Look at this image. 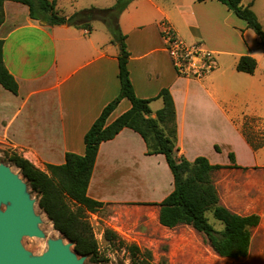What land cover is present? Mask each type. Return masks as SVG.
<instances>
[{
  "label": "crops",
  "instance_id": "1",
  "mask_svg": "<svg viewBox=\"0 0 264 264\" xmlns=\"http://www.w3.org/2000/svg\"><path fill=\"white\" fill-rule=\"evenodd\" d=\"M63 1L68 0H56L62 17L79 10L70 0L72 10L61 14ZM115 1L109 0L107 7ZM255 2L244 0L243 5L252 3L254 9ZM4 13L3 59L18 95L0 85V145L41 170L46 164L61 166L67 153L85 154L84 135L119 95V47L101 23L90 32L48 26L32 20L28 8L14 2L4 4ZM163 21L185 41L202 43L215 53L217 70L201 81L178 77L163 47ZM120 27L127 37L135 94L151 100L152 117L163 108L157 99L163 89L173 97L178 158L193 162L204 157L222 166L212 173L221 205L248 216L235 209L264 201V145L245 135L248 129L255 134L264 130V68L254 54L264 47L258 36L217 0H134L121 15ZM242 56L257 60L254 75L237 72ZM130 106L122 100L108 125ZM94 166L87 193L91 199L106 206L151 208L158 221L160 207L141 204L163 202L174 190V179L163 155H146L140 135L124 129L102 143ZM147 187L153 201L139 197Z\"/></svg>",
  "mask_w": 264,
  "mask_h": 264
},
{
  "label": "trees",
  "instance_id": "2",
  "mask_svg": "<svg viewBox=\"0 0 264 264\" xmlns=\"http://www.w3.org/2000/svg\"><path fill=\"white\" fill-rule=\"evenodd\" d=\"M131 1L133 0H118L113 7H92L65 18L57 13L56 0H0V27L5 20L4 4L14 2L25 5L32 20L48 26L67 25L90 32L93 23L101 22L110 34L111 43L119 47L117 76L120 92L84 135L85 154L80 156L67 153L63 165L46 164L45 170L39 169L17 153L10 156V161L20 170L32 192L37 195L38 206L52 223L54 230L73 244L74 251L79 256L94 260L98 255V242L90 215L100 212L106 206L91 199L87 194L94 165L101 144L115 139L122 130L130 129L145 142L146 155L165 157L174 179V190L163 202L141 205L160 207L158 221L163 228L172 230L187 226L202 234L217 256L234 261L248 258L252 230L259 226L260 216H241L221 205L212 173L223 168L222 166H213L204 157L193 162L178 158L176 109L168 89H163L157 97L162 100L163 108L157 112L155 118L152 117L151 100L140 99L135 94L128 68L130 53L126 44L127 37L120 27V17ZM197 1L203 3L208 0ZM217 1L245 21L264 47V30L256 18L252 3L244 6V0ZM3 47L4 41L0 39V85L18 95V84L4 64ZM257 67L255 58L242 56L236 70L254 75ZM124 99L131 103L130 110L108 125L109 117ZM245 135L248 137L246 132ZM260 145L263 146L264 142ZM216 149L218 150V147ZM229 157L235 167L234 154ZM208 213L223 224L222 231L216 230L210 224ZM104 238L112 242L117 236L107 229ZM127 249L131 264H152L150 252L142 251L135 245H130Z\"/></svg>",
  "mask_w": 264,
  "mask_h": 264
},
{
  "label": "rangeland",
  "instance_id": "3",
  "mask_svg": "<svg viewBox=\"0 0 264 264\" xmlns=\"http://www.w3.org/2000/svg\"><path fill=\"white\" fill-rule=\"evenodd\" d=\"M117 1L107 7V5H110L109 0H75L73 7L79 9L78 11L92 7L106 9L113 7ZM249 2L250 0H245L246 4ZM71 4L70 0L67 2L63 1L61 14H68L72 10ZM253 11L264 30V0H256ZM100 23L95 22L93 25L97 26ZM254 54L259 59L260 68L263 69L264 50H256ZM256 134L249 129L247 130V135L250 139H258L259 143H263L264 130L262 129ZM13 153L21 155L12 148L0 145V165L8 166L12 173L23 180L27 186L26 193L29 195L30 200L33 201L34 215L39 218L37 227L44 236L42 238L23 237L21 246L29 253L31 258H37L48 250V242L50 240H57L62 236L54 230L53 226H51L52 223L39 208L38 197L32 192L22 177L20 170L12 165L10 156ZM133 194L138 195L139 193L134 191ZM153 194L151 188L147 187L139 197L144 201H153ZM6 208L7 205H0L1 212H4ZM235 211L247 215L256 214L261 218L259 226L252 230L250 252L248 258L245 259L234 261L217 256L205 237L192 228L187 226H180L172 230L161 228L157 218L152 214L151 208L129 207L128 205H107L100 212L90 215V221L94 227L98 242V255L94 260L79 255H77V258L78 260H83V264H131V257L127 248L130 245H135L142 251L151 253L152 264H264V201H257V204L250 209H235ZM207 215L210 224L216 230L222 231L224 228L223 224L217 221L211 213ZM107 229L112 230L116 234V240L112 242L105 240L104 232ZM70 249L74 253L73 245Z\"/></svg>",
  "mask_w": 264,
  "mask_h": 264
},
{
  "label": "water",
  "instance_id": "4",
  "mask_svg": "<svg viewBox=\"0 0 264 264\" xmlns=\"http://www.w3.org/2000/svg\"><path fill=\"white\" fill-rule=\"evenodd\" d=\"M27 186L8 166L0 165V205H7L0 211V264H83L73 245L63 236L48 242V250L40 257L31 258L21 246L23 237L44 235L37 225L39 218L33 212V201L26 193ZM66 243H65V242Z\"/></svg>",
  "mask_w": 264,
  "mask_h": 264
},
{
  "label": "built area",
  "instance_id": "5",
  "mask_svg": "<svg viewBox=\"0 0 264 264\" xmlns=\"http://www.w3.org/2000/svg\"><path fill=\"white\" fill-rule=\"evenodd\" d=\"M164 49L178 77L201 81L218 68L217 55L202 43L189 44L166 21L161 23Z\"/></svg>",
  "mask_w": 264,
  "mask_h": 264
}]
</instances>
